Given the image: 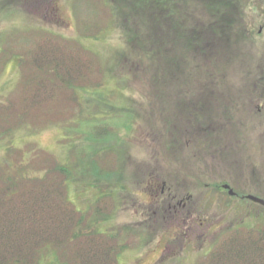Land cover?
<instances>
[{"label": "rangeland", "instance_id": "rangeland-1", "mask_svg": "<svg viewBox=\"0 0 264 264\" xmlns=\"http://www.w3.org/2000/svg\"><path fill=\"white\" fill-rule=\"evenodd\" d=\"M172 1L165 26L159 13L135 12L123 27L121 0H0V185L21 175L14 191L25 190L17 202L34 229L25 242L37 243L41 264L69 254L72 264L98 255L104 264H209L217 248H262L264 208L241 198L264 199V0H236L227 17L218 0ZM184 26L211 52L208 63L185 49ZM45 51L84 70L95 61L67 109L39 101L59 88L33 68ZM53 160L68 169L62 188L84 232H100L93 247L70 249L53 235V192L31 180ZM180 201L203 222L194 232L167 209ZM111 237L118 249L106 255Z\"/></svg>", "mask_w": 264, "mask_h": 264}, {"label": "trees", "instance_id": "trees-1", "mask_svg": "<svg viewBox=\"0 0 264 264\" xmlns=\"http://www.w3.org/2000/svg\"><path fill=\"white\" fill-rule=\"evenodd\" d=\"M121 1H124L123 6L127 7L129 12L127 16H120V22L123 27L128 25L130 17L133 16L135 12H144L145 14H148L149 12H151L152 14L159 13L161 21L159 22V24L165 26L167 21L166 16L167 19L168 16L170 18H173L174 10L172 9V6L176 5V3L172 0ZM232 2L233 3H226L219 0L215 2V8L218 10L216 13L219 12L224 17L229 16L227 13L234 14L235 11H238V8H230L232 6L235 7L237 1L232 0ZM188 14L189 12L185 11L184 16L186 17ZM185 24H187V20L185 21ZM171 26L178 27V24L173 21L171 23ZM211 27L213 30H215L214 25H211ZM182 30L183 31H180V40L182 43H184L185 49L188 52L202 55V58L204 56L206 58L205 62L208 63L211 52L204 54V48L201 46V41H199V39L195 37L196 31L193 29H189L186 26H184ZM127 38H130V41L135 40V37L131 36V32L127 34ZM38 59L39 64H35L33 58L31 60V62L33 61L32 65L34 66L33 68L36 69L38 76H42L43 78L51 80L53 84H59L56 95H53V97H46L44 95L39 99V101H42L43 104L46 102H51L53 100V104L58 102V104H55L56 106H61L60 108L65 107V109H67L70 104H72V102L77 99L76 96L78 90L80 91L83 89H88L90 84H86V82L90 80L91 69L95 61H91L88 67L84 70L83 66L78 64L74 59H72L71 61H67L66 59H64V57H61L58 52H53V55H49V52L45 51V54H41ZM211 64L212 63L208 65L210 66ZM51 89L54 93L55 90L53 88ZM59 91L60 93L64 94L58 95ZM63 95H65L64 99L61 98ZM57 97L59 98V101L56 100ZM99 99L104 101L101 96H99ZM34 103H36V101H34ZM107 105L108 106L106 108H110L109 104ZM31 109L42 110L38 107L29 108L27 109V111H30ZM44 162L46 164L47 161ZM56 165L54 164L53 160V168L49 166L47 167L48 170L45 173V177L43 176L40 178L38 177L35 179H31L33 181H48V183L42 184V189L45 188L47 192H53V235L57 238H64L65 240H67L70 249H75L77 243L79 242H82L81 244H84V246L86 245L87 247H93L98 243L96 237L98 234H100V232H84L83 225H87V223L85 222L86 218L83 213L76 210L73 203L65 196L64 190L62 188V185L69 175L68 169L64 167L58 168L56 167ZM60 174L62 176H60ZM20 177L21 175L18 172H15L11 177L7 179V182H3L0 185V264H41V260L37 259V254H35V252L37 251V243L28 244L27 242H25L26 238L33 235L34 229L32 227V224H30V221H28L31 218L26 213V206L20 207V204L17 202L19 199L26 196L25 190L23 194H18L14 191L15 189H18L17 187L24 188L21 182L16 183V181ZM19 180L22 181V179ZM52 180L53 184L51 183ZM20 201L22 202V200ZM100 202L101 200L97 201L95 204L98 206L100 205ZM9 204L10 206L5 207ZM42 204L44 205L42 212H44L45 209H48L49 203L48 201H44L42 202ZM95 204L93 207H95ZM105 206L108 207L107 202ZM56 211H58V213ZM17 225L19 227H17ZM102 234L104 235V233ZM86 237L88 238L84 241L83 239ZM258 239L260 240V243H262V248H259L260 250L257 254H254V251H248L249 248H246V250L241 249L242 247L234 248L230 253L219 254L221 252L220 249L217 248L209 254L205 261L209 264H255L254 261H248L249 257H247V255H260V259L262 260L261 262L264 264V236L261 237L260 235ZM110 241L113 245H106L109 248L108 250L104 251L106 255L114 253L115 250L118 249L116 239L114 237H111ZM101 243L103 244L104 242H100V244ZM216 254H219V256H216ZM71 258L72 257L69 254L67 259H65L64 261L59 260L58 262L60 264H72L74 262L71 260ZM94 259L98 260V262H94V264H104V258L102 255H98V257L94 256Z\"/></svg>", "mask_w": 264, "mask_h": 264}, {"label": "flooded vegetation", "instance_id": "flooded-vegetation-1", "mask_svg": "<svg viewBox=\"0 0 264 264\" xmlns=\"http://www.w3.org/2000/svg\"><path fill=\"white\" fill-rule=\"evenodd\" d=\"M163 195H165L164 194V190H163ZM155 198L158 201L160 200L159 195H156ZM185 200H186V198H185ZM183 204L184 203L182 201L178 202L177 204H174L172 202V203L168 204L167 209H169L170 211H172V215L174 216V218L177 219V223L178 222H183V224H184V226H185V228H186V230H187L188 233L190 231H193L194 232V230L196 229L194 227V224L196 226H198L199 224L200 225H203V222H198L197 223L196 222V218L197 217L195 218V216L194 215H191L190 212L187 213V211H185L186 206H185L184 209L178 208V206L184 207Z\"/></svg>", "mask_w": 264, "mask_h": 264}, {"label": "water", "instance_id": "water-1", "mask_svg": "<svg viewBox=\"0 0 264 264\" xmlns=\"http://www.w3.org/2000/svg\"><path fill=\"white\" fill-rule=\"evenodd\" d=\"M224 188L226 190H228L230 196H236L235 192L228 185L224 186ZM246 199L255 203V204H258V205H261L262 207H264V199L258 198V197L253 196V195H248L246 197Z\"/></svg>", "mask_w": 264, "mask_h": 264}]
</instances>
